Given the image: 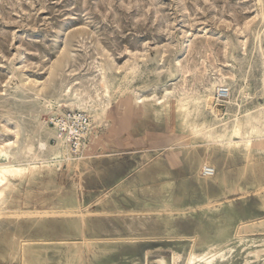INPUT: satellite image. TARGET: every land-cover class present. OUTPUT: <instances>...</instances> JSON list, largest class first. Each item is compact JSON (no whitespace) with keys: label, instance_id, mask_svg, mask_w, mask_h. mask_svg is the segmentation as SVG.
<instances>
[{"label":"rangeland","instance_id":"1","mask_svg":"<svg viewBox=\"0 0 264 264\" xmlns=\"http://www.w3.org/2000/svg\"><path fill=\"white\" fill-rule=\"evenodd\" d=\"M261 47L264 0H0V144L17 141L13 152L18 149L24 161L35 165L47 161L43 167L56 171L63 190L71 191L83 208L98 210V200L109 196L123 210L138 208L140 203L132 196L116 191L125 179L160 155L168 159L173 149L189 142L206 147L210 139L198 137L185 125L174 132L166 111L152 107L144 114L134 104L136 97H160L171 85L190 88L181 102L185 104L205 96V84L212 88L217 100L214 107L228 126L235 119L256 116L264 112ZM178 62L183 65L181 73ZM220 68L223 74H235L236 83L227 80L217 87ZM206 69V78L197 73ZM79 82H92L100 92L110 93L94 111L67 106L63 91ZM241 86L246 87L249 98L238 93ZM222 88L229 89L228 96L219 98ZM68 111L85 112L91 118L84 155L93 161L114 158L107 160L100 174L83 177L60 161L61 156L55 154L61 150L54 149L53 139L49 141L53 148L38 151L45 129H54L52 119ZM147 127L155 133L150 140L145 136ZM231 137L225 134L215 139L220 153L229 139L240 140ZM248 139L257 158L264 160V134ZM65 147L66 155L77 157ZM243 155L242 147L241 153H235V165L245 163ZM177 169L179 176H187L184 162L179 161ZM41 179V172L33 171L29 181L15 183L25 193ZM254 191L248 187L245 192L227 194L221 199V210L207 215L213 219L231 215L245 221L263 218ZM150 198V204L161 206ZM193 214V220L217 230L206 211L197 209ZM254 232L244 236L264 238L262 228ZM75 239L70 241L80 242ZM246 244L238 243L239 251ZM183 245L175 231H144L142 237L112 251L98 257L93 253L91 264H151L160 256L172 261L175 252L182 255L178 264H186L189 245Z\"/></svg>","mask_w":264,"mask_h":264},{"label":"bare ground","instance_id":"2","mask_svg":"<svg viewBox=\"0 0 264 264\" xmlns=\"http://www.w3.org/2000/svg\"><path fill=\"white\" fill-rule=\"evenodd\" d=\"M240 44L245 46L246 42L240 41ZM261 54L264 65L263 47ZM177 65L181 73L183 65L181 62ZM197 73L205 77L207 69L204 72L198 70ZM103 75L105 73L102 74V83H105ZM218 77L216 85L219 88L227 80L236 83L237 78L232 73L223 74L221 68ZM262 83L264 87V82ZM98 87L92 82L68 85L63 91L67 97V106L94 111L110 93L109 90L102 93ZM187 89L170 85L160 97L157 94L147 97L141 95L136 97L134 104L144 114L149 113L152 107L166 111L174 132L183 129L185 125L198 137L208 136L210 145L200 147L203 143L198 145L189 142L186 146L173 149L168 159L160 155L136 171L131 179H125L116 191L132 196L140 203L138 208L132 210H123L117 200H111L110 196L98 200V210L91 211L86 206L83 208L80 202L72 198L71 191L63 190L58 183L56 171L43 167L47 161L36 165L24 161L20 158L18 149L13 152L17 141L0 144V264H91L92 256L98 257L114 250L117 245L132 242L142 237L144 231L164 234L175 231L184 240L183 248L186 243L189 245L186 264H239V257L242 260L240 264H260L264 261V238L247 239L244 236L249 232L255 234L253 231L258 228L264 231V217L245 221L231 215H223L217 219L207 215L221 210L224 206L221 199L227 194L245 192L248 187L255 188L258 207L264 211V160L257 158L252 149L253 144L248 139L264 134V112L235 119L228 126L225 116L214 107L217 100L210 86L204 84L205 96L199 95L190 103L183 104L181 102ZM221 91H226L225 96H228L229 89L222 88L218 90L219 98ZM240 91L246 98L250 97L246 87H239L238 93ZM45 130L39 141L38 151L45 152L53 148L49 143L53 139L57 144L54 149L61 150L55 155L61 156L60 161H66L70 168L80 172L83 177L100 174L107 160L114 159L100 157L93 161L84 155L85 151L82 152L83 155L72 158L66 155L65 142L55 129ZM225 134L240 140H226L225 151L220 153L214 142ZM154 135L147 127L145 136L150 140ZM242 147L245 163L238 166L235 165V153H241ZM179 161L187 165L185 177L179 176ZM33 171H40L42 179L37 184L33 183L34 186L24 193L15 182L29 181ZM190 179L193 181L190 182ZM148 197L154 201L153 204L161 203V206L150 204ZM186 199L190 202H186ZM197 209L206 211V218L217 227L215 232L206 222L193 220V212ZM126 232L130 234L125 236ZM71 239L80 242L70 241ZM244 242L247 244L241 252L237 244ZM181 258L182 255L175 252L172 261L160 256L151 264H178ZM147 264H150L149 261Z\"/></svg>","mask_w":264,"mask_h":264},{"label":"built area","instance_id":"3","mask_svg":"<svg viewBox=\"0 0 264 264\" xmlns=\"http://www.w3.org/2000/svg\"><path fill=\"white\" fill-rule=\"evenodd\" d=\"M226 91H221L220 96L224 97ZM57 135L65 142L70 152L78 156L85 147L87 136L92 127L89 115L83 112H65L51 121ZM81 151V152H80Z\"/></svg>","mask_w":264,"mask_h":264}]
</instances>
